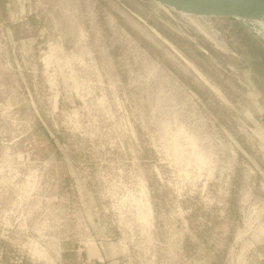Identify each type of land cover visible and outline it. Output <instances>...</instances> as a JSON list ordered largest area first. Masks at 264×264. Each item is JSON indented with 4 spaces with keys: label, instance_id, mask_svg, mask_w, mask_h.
Instances as JSON below:
<instances>
[{
    "label": "rangeland",
    "instance_id": "obj_1",
    "mask_svg": "<svg viewBox=\"0 0 264 264\" xmlns=\"http://www.w3.org/2000/svg\"><path fill=\"white\" fill-rule=\"evenodd\" d=\"M6 2L0 264H264V30Z\"/></svg>",
    "mask_w": 264,
    "mask_h": 264
},
{
    "label": "water",
    "instance_id": "obj_2",
    "mask_svg": "<svg viewBox=\"0 0 264 264\" xmlns=\"http://www.w3.org/2000/svg\"><path fill=\"white\" fill-rule=\"evenodd\" d=\"M164 8L193 18L235 19L253 32L264 25L262 0H152Z\"/></svg>",
    "mask_w": 264,
    "mask_h": 264
},
{
    "label": "crops",
    "instance_id": "obj_3",
    "mask_svg": "<svg viewBox=\"0 0 264 264\" xmlns=\"http://www.w3.org/2000/svg\"><path fill=\"white\" fill-rule=\"evenodd\" d=\"M0 6H2V7L7 6L6 0H0ZM233 20H235V19H233ZM92 246H94V244H92ZM91 252L95 253V251H91ZM84 253H85L84 255H85L86 260L95 259L98 263H103V261H104L103 257H100V256H96V257L92 258L90 256V252L88 250H86Z\"/></svg>",
    "mask_w": 264,
    "mask_h": 264
},
{
    "label": "bare ground",
    "instance_id": "obj_4",
    "mask_svg": "<svg viewBox=\"0 0 264 264\" xmlns=\"http://www.w3.org/2000/svg\"><path fill=\"white\" fill-rule=\"evenodd\" d=\"M263 2H264V0H262ZM260 24H263L264 25V21L263 22H260ZM259 35V34H258ZM264 35V34H263ZM262 38H264V37H262Z\"/></svg>",
    "mask_w": 264,
    "mask_h": 264
}]
</instances>
